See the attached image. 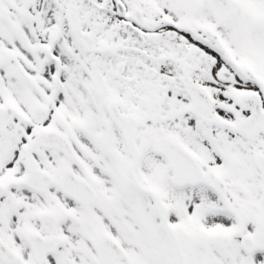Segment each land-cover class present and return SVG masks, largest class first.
Listing matches in <instances>:
<instances>
[{
	"label": "snow or ice",
	"instance_id": "snow-or-ice-1",
	"mask_svg": "<svg viewBox=\"0 0 264 264\" xmlns=\"http://www.w3.org/2000/svg\"><path fill=\"white\" fill-rule=\"evenodd\" d=\"M0 264H264V0H0Z\"/></svg>",
	"mask_w": 264,
	"mask_h": 264
}]
</instances>
